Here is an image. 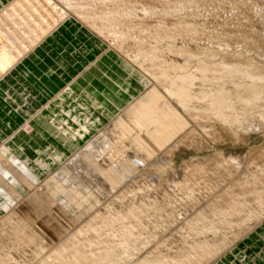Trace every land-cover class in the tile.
<instances>
[{"label": "rangeland", "instance_id": "1", "mask_svg": "<svg viewBox=\"0 0 264 264\" xmlns=\"http://www.w3.org/2000/svg\"><path fill=\"white\" fill-rule=\"evenodd\" d=\"M10 1L0 0V10L4 6L8 9ZM117 1L112 0L106 4H101L98 1L96 3L88 0L89 3L97 4V11L131 8L130 10H138L139 12L141 7L145 6V10L142 7V15L122 18L119 21L120 26H118L120 30L122 25L124 30L126 27L139 29L141 41H134L129 44L126 42L115 43L109 36L99 35L97 32L93 33L88 22L68 17L66 21L71 19L77 21L73 26L79 28L73 29L74 27L69 24L68 33L62 35L58 40L59 43H57L60 48L70 47L72 49L74 46L79 50V47L88 39L91 40L92 44L95 43L98 56L99 54L111 53L113 55L114 75L113 84L111 81L109 83L114 89L109 92L110 94L104 96L98 94L96 96L95 89L92 91L91 87L84 84L80 86L75 79L76 75H72L67 76L59 88H51L48 91L49 94L45 96L43 92L38 90L40 82L33 76V73H39L41 76L43 74L41 69L36 68L35 70L30 69V72L21 70L19 73L16 72L18 68L0 83V117L3 121L0 125V150H7L5 156L0 158V171L2 169L0 172V264H8V258L12 254L20 255L21 250L26 248L38 249L39 247H42L43 250H40L36 255H31L22 264H136L141 258L145 259L146 264H148L152 259L149 258L150 260L147 261L148 258H145V254L147 251V256L152 253V250H149L152 244H156V246L160 244L161 247L159 237H152L147 240L135 232V235L130 236V240H127L129 244L123 243L118 247L121 251L117 248L118 252H115V256L114 253L108 256V252L104 254L106 247L102 241L94 242V239L89 235H82L80 238L74 235L80 229L82 231L87 230L88 225L91 227H94L95 224V227H104L105 225V228L101 229L104 233L110 232V228L111 231L117 230L124 224L126 227L132 223L135 225L138 219L127 213L129 212L128 208L131 209L135 206V199L133 198L135 195L133 193L127 194V189L124 186L133 177L138 179L139 176L142 177L143 175L148 178L157 176L158 185L163 186L167 183L166 180L170 175L176 174L186 162L197 161L198 165L209 171L216 166L217 160L220 159L219 156L235 159L241 164L246 162V165H249L253 162L256 165H264V125L246 133L242 132L238 138L222 123L207 116L203 109L206 107L204 103L195 99L196 96L200 97L202 92H206L208 97L218 96L222 92V87L233 91L234 85L230 81H223V84L215 80L205 83L195 81L189 87V95L193 98L186 105V108L181 107L178 104L180 100L175 99L173 100L177 103L175 113L168 116L155 114L150 107H159V99H167L163 89L168 84L167 80L158 77L161 61H149L142 57L143 52L154 49L152 46L160 42L159 38L155 36L157 32L161 34L164 32L174 34V31L175 33H186L188 30L185 27L190 23L205 28L203 34L200 31L197 32L202 36V38H197H201L202 41H199L203 42L204 45L207 42V37H219L225 41H239L238 43L249 42L253 44L255 42L253 46H258L264 51V21L260 20L264 19V0H193L199 9L202 8L200 10L204 14L201 16L200 14H186L182 17L163 15L165 13L163 11L170 12L181 9L179 0ZM85 2L86 0L81 1L83 4ZM185 2L183 1V5L187 4ZM45 5L47 9L49 8V13H45L47 16L50 13L52 15L56 13L55 11H58L61 4L56 0L55 6L50 2L49 4L48 2L45 3ZM56 6L58 8H54ZM135 8L136 10H134ZM167 8L169 9L167 10ZM259 8L263 12L260 14L262 18L259 17ZM149 10L162 12L152 15L144 14L145 11ZM190 15L192 16L190 17ZM178 23L180 25H177ZM96 24L100 29L106 25L104 21L99 19ZM161 26L163 27L161 28ZM165 28L168 29L164 30ZM179 29L183 30L179 31ZM79 35L87 37L83 38ZM46 37L47 35L44 36V38ZM152 37L155 38H153L155 41ZM204 39L205 41H203ZM175 44L176 42L168 46L178 47ZM161 46L162 44L160 46L157 44L155 47ZM254 51L259 53L258 49L254 50L252 47L251 53L255 54ZM213 53L220 55L224 61L230 63L247 61L246 57L249 59V56H237L226 50L220 51L216 47L212 50ZM186 60L188 63L196 64L197 62L196 58L191 59V57ZM172 74L174 73L171 72ZM211 74L207 75L215 76ZM100 87L102 89L99 91H103L105 83ZM23 88L28 90L31 88L32 94H27L28 91L21 90ZM6 92L15 95L18 104L23 107H17L12 102L10 94ZM19 93H24V95H16ZM145 97L149 98L146 99ZM25 102H31L32 106L26 108L22 105ZM203 105L204 107H202ZM131 108L132 110L129 111ZM137 110L140 111L141 117L139 119L135 117ZM125 112L128 114L129 120L133 119L132 123L126 124L125 119L127 117L118 118L120 115L126 114ZM94 121L97 123H92ZM87 127L90 130L83 134V128ZM80 133L83 135L81 136ZM77 134L78 136H76ZM202 140L207 145H204ZM87 143L96 150L102 151L104 159L111 164L116 160H121L126 154L132 155V159L111 167L110 164L95 163L92 159L87 158L80 165V168L71 166L69 161ZM159 155L168 156L166 165H153L154 158ZM198 165H195V169L199 168ZM55 174H58L56 180L50 181L49 179L53 178ZM190 174H188L189 177ZM109 176L114 178L110 180ZM64 178L69 179L72 183L66 185L67 180L65 181ZM103 179H105L106 184L103 183ZM46 182H49L48 187ZM93 182L100 187L105 186L108 194L106 196H94L93 193H90L89 190L92 189ZM117 195L122 197L115 199ZM147 196V192L142 193V197ZM125 197H129L130 201L127 200L126 202ZM109 201H116L117 203L115 213L117 212L118 216H116L120 217L122 214L121 219L114 220V223L107 216L111 212L110 206L106 205ZM67 202L68 204H65ZM186 205L189 206V204ZM138 207L141 208L140 205ZM168 208L165 211L166 214L171 212ZM174 208L179 209L181 206L177 205ZM153 209L148 210L149 216L151 214L153 217L156 214V209ZM124 212L126 216L123 215ZM128 219L131 220L130 225H128ZM135 220L136 222H134ZM176 220L179 218L177 217ZM151 221L148 220L152 225L153 222L151 223ZM108 223H112L111 226ZM120 223L123 224L120 226ZM237 231L233 243L214 259H204V264H264V219L249 223L246 226L243 225ZM150 240L154 241L151 242ZM217 240L222 242L224 237L220 236ZM158 241L160 243H156ZM132 243L135 247L134 245L131 246ZM69 244L72 248H70L71 246L68 247ZM121 246L123 248H120ZM140 246L143 251H140ZM158 246L157 248H160ZM124 248L128 249V252ZM152 248L156 247L152 246ZM122 249L125 250V253ZM58 250H60L59 253H56ZM25 251L29 253L28 249ZM135 252L139 259H137ZM116 253L117 256H123L124 259L122 257L121 259L120 257L117 258ZM154 253L158 254L159 252ZM127 255L132 260L126 258ZM114 259L117 261L115 262ZM150 263L153 264L151 261Z\"/></svg>", "mask_w": 264, "mask_h": 264}, {"label": "bare ground", "instance_id": "2", "mask_svg": "<svg viewBox=\"0 0 264 264\" xmlns=\"http://www.w3.org/2000/svg\"><path fill=\"white\" fill-rule=\"evenodd\" d=\"M57 1L61 4L59 8L57 7L58 5L54 7L58 8V11H55L56 13H54L53 15L50 13V15L48 14L47 16L45 15V13H49V8L47 9L45 7V3L48 2L49 4L50 2L54 5L56 0H11L9 4L10 7L8 9H6L4 6L0 10V79L4 78L7 73H11L12 70L18 65V63H20L31 51L36 49V47L49 35H51V33L56 30L61 24H63L68 17H74L78 20L88 22L91 27L90 30L93 33L97 32L99 35L104 34L106 36H109L115 43L126 42L127 44H129L134 41L142 40L139 36V29L126 27L124 30V27L121 24L123 29L121 27L120 30L118 29V26H120L119 21L120 19L122 20V18L125 19L128 16L131 17V15L135 17L142 15V7L144 8L145 6L141 7L142 12L141 10H139V12L138 10H130L131 8L123 10L121 9V7V10L116 9L117 11L112 9H108L106 11H97V4L89 3L88 0H86L84 4L81 3V1L85 0ZM93 1L96 3L98 1L101 4H106L108 1L112 0H91V2ZM183 1H186L185 3H187L184 4L185 6L183 5ZM177 2L178 1H176V3ZM179 2L181 5V9L175 11L169 10L170 12L163 11L165 12L163 13V15H174L176 17H182L186 14H200V16L201 14H204V12L200 10L202 8L199 9V7L195 5L193 0H179ZM178 5L179 4H177V6ZM168 9L169 8H167V10ZM134 10H136V8ZM259 10L260 12L258 10L257 11L259 12V17H261L262 15L260 16V14L262 12V9L259 8ZM160 12L162 11L149 10L145 11L144 14L152 15ZM255 15L257 16V14ZM191 16L192 15H190V17ZM98 19L104 21V23L106 24L105 27L103 26L104 28L100 29L98 27V25L96 24V21ZM262 19L260 20L264 21V19ZM260 20L258 19V21ZM177 25L180 24L178 23ZM162 27L163 26H161V28ZM186 28L188 30V32L186 33H175L174 31V34H170L167 32L161 34L160 32H157L155 36H157L160 41L157 44L158 46L162 44V46L156 48L155 46H157V44L155 43L154 46H152L154 49L143 52L142 57L144 59H148L149 61H161V64L159 65L158 77L162 78L163 80H167L168 84L163 89L164 95L167 99H159V107H150L152 112H154L155 114H163L167 116L171 115V113H175L177 106V103H175L176 101H173L175 99L180 100L178 104L181 107L186 108V105H188L189 101H191L193 98V96L189 95V87L192 86L195 81L205 83L215 80L216 82H222V84L223 81H230L231 84L234 85L233 91L222 87V92L218 96L208 97L206 92H202L203 94L199 95L200 97L196 96L195 99H197L199 102L201 101L206 106H202L204 107V111H206V115L214 118L218 122L222 123L225 127L229 128L232 133L238 138L240 137L239 134L242 132L246 133L251 129H256L263 126L264 51L261 48H258V46H253L255 43L253 41V44H250L249 42L238 43L239 41H225L219 37H207V42L204 45L203 42L201 43L202 36H200L201 34H203V31H205L204 27L201 26L200 28V25L198 26L190 23L187 27H185V29ZM166 29L168 28H165L164 30ZM180 30L181 29H179V31ZM199 31L201 33L200 35L197 33ZM45 35H47L46 38H44ZM153 38L154 37H152V39ZM252 39L253 38H251V40ZM203 41H205V39ZM175 42V46L178 47H174V45L172 47L168 46L169 44L172 45ZM214 47L218 48L220 51L226 50L229 51V53L232 52L237 56H249V59L246 57L247 61L244 60L243 62L231 63L226 62V60L224 61V59L220 55H217L215 53L212 54V50L214 49ZM252 47L254 48V50L258 49L259 53H257V51H254L255 54H252ZM189 57H191V59L196 58V64L191 62L188 63L186 59H189ZM171 72H173L174 74L171 75ZM197 73L200 75H198ZM211 73L215 76L207 75ZM145 98L148 99L149 97ZM132 108L129 109V111H131ZM165 108L167 109L165 110ZM127 116L128 114L126 113L122 116L120 115L118 118L124 119ZM135 117L137 119L141 117L139 110H137V115H135ZM125 120L126 124L133 122V119L129 120L128 117ZM92 123L97 122L94 121ZM89 127L83 128V134L84 132L90 130ZM83 134L80 133L81 136ZM76 136H78V134ZM203 143L204 145H207L204 141ZM79 150L80 151H78V153H76L74 157L69 161V164L76 168H80V165L83 164L85 162V159L87 158L92 159V161H94L95 163L97 162L110 164L112 165L111 167L118 166L121 162H126L129 160L131 161L132 159V155L129 156V154H126L124 157H122L121 160H116L111 164L106 159H104V153L102 151L96 150L88 143ZM168 150H171V148H168ZM6 152L7 150H0V158L4 157ZM219 158L220 159L217 160L216 166H214L209 171L198 165L197 161H188L180 167V170H178L176 174L172 172L173 174L170 175L168 180H166L167 183L165 185L163 184V186L158 185L157 176L148 178L143 175L142 177L139 176L138 179H135L133 177L134 180L130 179L127 183H125L124 186L127 189V194L133 193L135 195H132L135 199V206L133 205L134 207L131 209L128 208L129 212L127 213H129L130 216H135V219H138L137 223L135 225H133V223L132 225H130L131 220L128 219V225L130 226L126 227L125 224L121 226V224L123 223H120L121 228H117V230L112 231L110 228V232L107 233H104L101 230L105 228V225L104 227L100 226L99 224L98 225L100 227H95L96 224L94 227L88 225L87 230L84 229V231H82L80 229V231L74 236L80 238L82 235H89L92 239H94V242L102 241V243H104V246L106 247L104 254L108 252V256H111L109 254L113 253V255L115 256V252H118L117 248L120 245H123V243L127 242L130 236L135 235V232H138V235H142L147 240L151 239L152 237H159L161 239V247L160 244L159 246H157L160 248H157L156 244H152V246L156 247L154 249L152 248V246L149 247L147 244H145L150 248L149 250H152V253L147 256V249V254H145L146 256H144L146 259L148 258L147 261L152 259L150 261L153 262V264H204V259H214L215 256L224 251L225 248L229 247L233 243L235 236L238 233L237 230H240L243 225L246 226L249 225V223H255L257 221L259 222L261 219H264V165H256L253 162L249 163V165H246V162H243L241 164L235 159H226L224 158V156H219ZM167 163V155H159L155 157L153 161V165H166ZM195 165H198L199 168L195 169ZM191 169L194 170L192 171ZM188 174H190V177ZM57 175L55 174V176L49 180H56L55 178H57ZM108 178L112 180L114 177L109 176ZM64 180H67V182H65L66 185L72 183L69 179L64 178ZM48 183L46 185L47 187ZM94 183L95 182H93L92 189L89 190L90 193H93L94 196H106L108 194V192L105 190V186L100 187L97 185V183ZM103 183L106 184L105 179H103ZM144 192H147V197H142V193ZM117 197L120 198L122 196L117 195L115 196V199ZM125 199L127 202V200H129V197H125ZM131 201L134 202L132 199ZM68 202L65 204H68ZM186 204H189V206H187ZM106 205H109L111 208L110 215L107 216L111 218L112 223H114V220H120L122 214L120 217H117L118 213H115V205H117L116 201H109ZM138 205H140L141 208H139ZM177 205H180L181 208L175 209L174 207H176ZM151 208L153 210L156 209V214L153 217L151 214V217L148 215V210H151ZM167 208L171 210L170 213L167 212L168 214L165 213ZM123 215L126 216L125 212ZM177 217L179 218V220H176ZM132 219L134 220V218ZM149 219L152 220V225L150 224V222H148ZM134 222H136V220ZM112 223L108 224L110 225ZM104 231H107V229H104ZM220 236L224 237V240L222 242H218L217 240ZM72 239L71 241H73ZM156 243H160V241ZM133 245L134 243H132L131 246L133 247ZM69 246L71 245L69 244L68 247ZM68 247L66 249H68ZM70 248H72V246ZM120 248L123 247L121 246ZM27 249L29 253H26L27 251L25 250ZM139 249H141L140 251H143V248H141V246ZM40 250H43L42 247H39L38 249L26 248L20 251V255L12 254L8 258L7 262L8 264H22L25 262V260H28L31 255L38 254ZM60 250H58V252L56 253H59ZM125 250H127L128 252V249ZM119 251L121 250L119 249ZM61 252H63V250H61ZM136 252L138 253V251ZM154 252L159 253L155 254ZM118 255L120 254L118 253ZM128 256L129 255H127L126 258L132 260V258ZM118 257L120 256H117V258ZM121 257L123 258V256ZM137 257V259H139L138 255ZM114 260L115 262L117 261V259ZM209 260L206 261L209 262ZM74 261L77 260L74 259ZM145 261V259L141 258V260H138L136 264H146L147 262ZM150 261L148 262V264H152L150 263Z\"/></svg>", "mask_w": 264, "mask_h": 264}, {"label": "crops", "instance_id": "3", "mask_svg": "<svg viewBox=\"0 0 264 264\" xmlns=\"http://www.w3.org/2000/svg\"><path fill=\"white\" fill-rule=\"evenodd\" d=\"M76 22L77 21L71 19L61 24L43 41L44 44L41 42L36 49L31 51L20 63H18L12 72L18 68L19 69L16 71L18 73L21 70L30 72V69H41L43 73L42 76L39 73H33V76H35L40 82L38 90L43 92V95L45 96L49 94L48 91H50L51 88H59L60 85L67 79L66 77L72 75H76L75 79L78 81L80 86L81 84H84L85 86L91 87L93 89L92 91L95 89L96 92L94 91V93L96 96H98V94L99 96L110 94L109 92H112L114 89V87L109 83V81H111L113 84L114 75L113 55L111 53H105L103 55L99 54L98 56L95 49V43L92 44L91 40L88 39H86L85 43L79 47V50L74 46L72 49H70V47L60 48V45L57 44L59 43L58 40L62 37V35L68 33L67 30L70 29L69 24L72 27L76 24ZM73 27V29L76 28L75 26ZM78 28L79 27L76 29ZM91 37L93 39V36ZM11 73H7L4 78H1L0 83ZM35 83L38 84V82ZM104 83L105 88L103 91H99V89H102L100 86ZM21 90H26L29 92L27 94H32L31 88L30 90L26 88ZM8 94H10L12 102L15 103L17 107H23L18 104V100L15 95H12L11 93ZM16 95L21 96L24 95V93ZM22 105L26 108L30 107V105L32 106L31 102H25ZM2 123L3 121L0 117V125Z\"/></svg>", "mask_w": 264, "mask_h": 264}]
</instances>
